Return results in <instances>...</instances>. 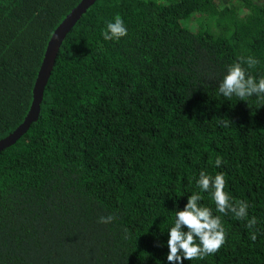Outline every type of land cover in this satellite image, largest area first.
Returning <instances> with one entry per match:
<instances>
[{
  "label": "trees",
  "instance_id": "16d2710c",
  "mask_svg": "<svg viewBox=\"0 0 264 264\" xmlns=\"http://www.w3.org/2000/svg\"><path fill=\"white\" fill-rule=\"evenodd\" d=\"M79 1L0 0V139ZM115 15L128 33L105 41ZM249 56L264 75V0H96L60 45L38 118L0 151V264H167L159 245L201 171L223 174L247 217L202 193L225 241L184 264H264V104L216 95Z\"/></svg>",
  "mask_w": 264,
  "mask_h": 264
},
{
  "label": "clouds",
  "instance_id": "9594fccd",
  "mask_svg": "<svg viewBox=\"0 0 264 264\" xmlns=\"http://www.w3.org/2000/svg\"><path fill=\"white\" fill-rule=\"evenodd\" d=\"M127 33L124 19L115 15L106 22L101 36L105 41H118ZM258 63L257 59L249 56L242 58L240 62L227 65L218 83L216 95L228 101L235 98L245 102L255 97L261 105L264 104V75L254 76L248 71ZM221 163V159L217 157L215 166L219 167ZM225 184V177L221 173L213 176L204 171L200 172L199 178L195 181L197 191L188 195L182 209L175 210L171 225L166 230L167 238L159 245L167 249L165 256L167 264H184V261L203 259L205 256L216 253L225 241L221 217L213 215L212 208L200 203L203 199L202 193L208 194L217 213L224 214L227 210L237 219L247 217L248 205L241 201L232 203V198L224 190ZM113 219V215L109 214L107 217H101L100 222L107 223ZM254 224V219L248 220L249 227ZM252 239H255V235Z\"/></svg>",
  "mask_w": 264,
  "mask_h": 264
},
{
  "label": "water",
  "instance_id": "95a60500",
  "mask_svg": "<svg viewBox=\"0 0 264 264\" xmlns=\"http://www.w3.org/2000/svg\"><path fill=\"white\" fill-rule=\"evenodd\" d=\"M95 1L96 0H80L52 32L34 82L32 101L29 110L23 121L11 133L0 139V151L13 144L28 130L30 124L38 118L44 87L52 71L60 45L70 29Z\"/></svg>",
  "mask_w": 264,
  "mask_h": 264
}]
</instances>
